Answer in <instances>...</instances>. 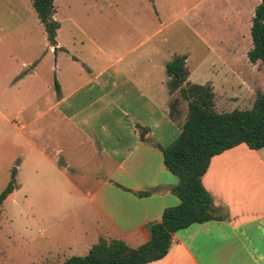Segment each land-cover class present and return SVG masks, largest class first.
I'll list each match as a JSON object with an SVG mask.
<instances>
[{
	"label": "crops",
	"instance_id": "crops-1",
	"mask_svg": "<svg viewBox=\"0 0 264 264\" xmlns=\"http://www.w3.org/2000/svg\"><path fill=\"white\" fill-rule=\"evenodd\" d=\"M185 1H149L157 18L152 34L164 30L166 35L177 33L178 27L173 24L190 9L186 5L179 9ZM222 1L225 14H231L228 35L234 34L235 46L240 47L243 38L239 35L250 29L260 0ZM104 2L105 7H118L124 2L128 25L137 33L145 31L146 0ZM140 12L142 22L135 18ZM200 12L195 23L203 20L205 10L201 8ZM38 20L35 26L47 38ZM56 21V44L49 43L50 49L54 48L57 55L68 54L71 61H33L29 54L19 57L2 52V34L19 27H3L0 20V163L7 170L8 180L16 165L18 185L9 195L24 188L35 189L38 184L46 194L51 177L69 182L60 201L51 205L60 211L59 217L43 224L46 239L53 244L61 241L60 247L65 250L57 253L54 262L46 260L43 264H61L69 256L84 255L100 238L121 239L130 247L149 239V223L160 220L166 207L179 203L171 192L178 178L164 165L161 147L177 138L188 111L187 101L168 88L166 64L174 56L186 55L171 54L167 45L170 37H161L157 45L129 61H122L123 56L114 58L99 46L94 61H83L58 39L61 24ZM148 54L160 56V60L150 61ZM235 57L232 54L211 61L209 74L203 75L201 66L190 68L186 55L187 82L209 84L218 112L224 111L217 99L237 102L246 77L252 78L256 63L237 61ZM229 60L247 67L250 73L245 75L228 65ZM141 129L145 131L143 137ZM77 170L89 180H71L68 173ZM99 171H104L103 179ZM201 180L222 218L176 231L167 254L147 264H264V147L251 149L240 143L214 155ZM62 210L68 213L60 216ZM5 248L0 243V264H5ZM33 264H39L38 260Z\"/></svg>",
	"mask_w": 264,
	"mask_h": 264
},
{
	"label": "rangeland",
	"instance_id": "rangeland-1",
	"mask_svg": "<svg viewBox=\"0 0 264 264\" xmlns=\"http://www.w3.org/2000/svg\"><path fill=\"white\" fill-rule=\"evenodd\" d=\"M149 1L146 0L147 6L144 13L146 27H143L145 31L137 33L126 22L122 8L124 2L119 3L118 7H105L106 2L104 0H54V17L61 24L58 39L72 51H75L74 54H79L78 56L83 61L95 60L97 46L103 48L104 52H108L114 58L123 56L122 61H129L144 51H148L153 45H157L158 41H161V37L167 36L170 37L167 45L171 54L176 52L177 54L188 55L190 68L201 66L204 70L201 72L203 75L204 73L209 74L208 67L212 63L211 61H219L218 58H230L232 54H235L237 61L249 62L246 52L252 47L250 29L246 33H242L244 37L242 34L239 35V38H243V45L236 47L235 35H228L227 32V23L231 20L229 16L231 14H225L222 0L202 2L187 0L182 5L179 4V9L183 5L190 9L185 16L179 15L173 24L174 27H178V32L171 35H166V30L152 34L156 28L157 18L154 14V7ZM201 8L205 10L203 20L200 23H195L196 17H201ZM135 15L136 20L142 22V12ZM0 20L3 27L12 28L14 25L19 27L17 31L2 34V52L7 54L13 52L19 57H26L25 54H29L34 58L33 61H71L68 54L59 53L57 55V52H53L54 48L50 49L47 38H43L44 33L36 28L39 20L31 0H0ZM183 21L189 24L192 30L186 28ZM140 29H142L141 26ZM147 36L150 37L137 45L135 49L130 50ZM247 37L250 38L248 43L246 42ZM200 39L206 45L202 44ZM26 44L28 45L26 46ZM27 48L29 49L28 52L25 51ZM147 58L150 61L160 60V56L155 54H148ZM229 62L231 63L228 65H234V61L229 60ZM234 66L245 75L250 73L247 67ZM263 76L264 62L258 61L253 66L252 78L249 77L252 83L246 77L237 102L228 100L226 102L224 101L226 98L217 99L218 105L223 108L222 111L229 112L234 109L250 108L254 98L263 88ZM193 80L198 82L195 77ZM51 92L54 95L52 83ZM49 121L52 122V119ZM13 167L16 168V165ZM104 175V171L98 172L99 178L103 179ZM8 176L7 170L0 163V191L6 185ZM68 176L75 183L89 180L87 177H81L82 173L79 170L72 174L68 173ZM38 181L40 182L41 179ZM47 183L50 190L46 194L42 193L41 184H38L39 186L35 189L17 190L3 202L0 209V243L6 247L7 256L3 261L5 264H33L35 260H38L39 264H43L46 260L54 262L57 253H62L65 250L60 247L61 241L53 244L46 239L47 233L44 232L45 226L43 224L55 222L59 217L58 212L60 211L51 205L60 201L59 197L66 191L63 189L67 188L69 182H65L62 178L51 177L47 179ZM43 204L48 205L43 206ZM67 213L68 211L64 210L60 216ZM32 254L34 258H31Z\"/></svg>",
	"mask_w": 264,
	"mask_h": 264
},
{
	"label": "trees",
	"instance_id": "trees-1",
	"mask_svg": "<svg viewBox=\"0 0 264 264\" xmlns=\"http://www.w3.org/2000/svg\"><path fill=\"white\" fill-rule=\"evenodd\" d=\"M32 4L49 43L54 46L59 27L53 18L54 0H32ZM251 23L252 47L246 56L251 63L264 62V0L256 6ZM166 73L169 92L178 91L188 104L180 134L169 145L161 147L164 165L178 178L171 192L179 203L166 207L160 220L149 223L146 242L130 247L121 239L100 238L84 255L69 256L61 264H147L163 258L176 231L194 223L222 218L201 180L211 158L240 143L251 149L264 147V85L250 108L218 112L209 84L187 82L186 55L174 56L166 64ZM55 89L58 91L56 82ZM177 101L176 98L171 102V111ZM144 132L141 129V137ZM17 186L13 167L6 186L0 191V209Z\"/></svg>",
	"mask_w": 264,
	"mask_h": 264
}]
</instances>
